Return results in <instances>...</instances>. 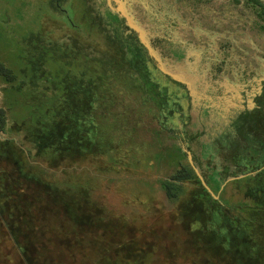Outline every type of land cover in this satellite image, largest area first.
<instances>
[{
  "label": "rangeland",
  "instance_id": "rangeland-1",
  "mask_svg": "<svg viewBox=\"0 0 264 264\" xmlns=\"http://www.w3.org/2000/svg\"><path fill=\"white\" fill-rule=\"evenodd\" d=\"M206 1L209 3L200 0H62L59 6L56 0H0V65L18 76L11 84L0 80V109L6 120L0 139L10 140L20 147L27 160L26 163L21 157L23 168L43 180L85 187L90 204L98 208L99 215L105 212L109 217L128 220L119 231L139 234V244L149 233L166 236L168 241L154 242L155 248L169 243L175 250L183 249L189 233L198 232L209 223H219L213 212L190 209L195 207V195L199 193L195 182L186 183L179 198L170 201L161 181L175 173L178 161L188 163L185 154H180L178 149L182 143L190 151L203 179L217 188L215 165L206 161L203 154L219 152L210 144L216 135V141L224 136L223 128L232 124L239 112L234 109H243V104L222 99L225 94L216 101L219 94L212 90V78L217 77V81L227 78L230 82L233 72H245L243 79L248 83L256 77L253 71L264 68V34L260 35L255 27V10L243 0L238 5L226 4L223 0ZM120 2L127 14L146 31L165 68L191 81L195 94L186 100L182 97L180 112L168 109V113L160 110L157 114L158 102L151 98L154 87L147 81L138 86L141 84L138 79L131 82L124 78L126 66L121 61V48L110 43L108 29L98 18V14L104 16L106 7L117 12ZM128 34V31L124 33ZM182 51H187L186 57ZM149 65L156 67L151 59ZM90 80L95 87L92 93L97 95V108L88 111L86 107L92 97ZM231 90L238 92V87L233 85ZM245 95L241 94L243 101L252 102L253 96ZM199 100H204L205 109ZM232 102L234 105H229ZM66 106H72V112H84L86 118L72 114L69 119L72 123L75 121L78 130L83 125L77 121L89 123V128L85 125L83 132L85 145L79 148L88 153L77 155L71 151L62 160H53L51 152L41 151L30 141L25 128L31 129L37 120L51 119L57 110ZM253 107L249 104L248 108ZM92 119L97 124L99 139L91 128ZM252 119L263 122L264 114L260 121L255 114ZM240 123L241 119L234 125L238 130ZM257 130L256 135L261 136L260 128ZM254 134L249 133L250 138H254ZM251 140L246 143L241 136H233L235 142L230 141L231 149L222 154L234 155L238 149L254 150L251 147H257L258 142ZM94 141L99 143L97 149L92 148ZM86 146L88 151L85 152ZM258 150L264 154V148ZM236 163L245 167L243 171L235 167L236 176L248 174L262 165L249 166L247 159ZM245 177L228 180L219 187L227 185L221 198L226 205L232 207L231 203H240L243 193L235 186L242 183L231 182ZM259 190L264 194V187ZM218 194L215 195L218 197ZM174 260L177 264L189 263L185 256ZM166 262L161 260V263Z\"/></svg>",
  "mask_w": 264,
  "mask_h": 264
},
{
  "label": "trees",
  "instance_id": "trees-1",
  "mask_svg": "<svg viewBox=\"0 0 264 264\" xmlns=\"http://www.w3.org/2000/svg\"><path fill=\"white\" fill-rule=\"evenodd\" d=\"M56 1L61 6L62 0ZM240 1L233 0L235 5ZM243 1L264 22V2ZM100 17L110 31V36L116 37L119 44L122 43L126 66L124 78L131 82L138 79L141 83L138 86L147 81L154 87L151 98L158 102L159 114L163 104L169 99L168 90L159 86L154 79V75H159V72L149 65L150 59L146 50L138 42L136 34L123 23V19H117L115 14H110L107 7L104 16ZM260 29L264 30V24ZM127 31L130 34L126 36L124 33ZM17 78L16 74L0 65L1 81L11 84ZM90 81L89 93L92 97L86 107L88 111L97 108V95L92 93L95 87L93 80ZM70 109L72 106L63 107L51 119L44 122L37 120L31 129L25 128L30 141L37 144L41 151L51 152L53 160H62L71 151L77 152V155L88 153L87 146L86 153L79 148L85 145L83 132L85 125L89 128V123L77 121L83 125L78 130L75 121L72 123L69 116H81L84 112L75 113ZM24 121H21L23 125L26 124ZM5 123L4 113L0 109V130L4 129ZM91 126L98 136L96 139H99L97 124L93 121ZM228 127L223 128L226 133L222 138L219 136L216 141V135L210 144L217 147L219 152L209 151V154H203L206 161L209 160L215 165L217 188L210 181L205 182L215 194L220 192L218 199L212 198L205 190L189 163L182 164L178 161L179 168L175 173L161 181L165 196L170 201L179 198L186 183L195 182L199 193L195 195V207L191 206L190 209L200 213L213 212L219 218V223H209L198 232L185 236L183 246L186 247L177 250L169 243L155 248L154 242L167 240V237L155 236L153 233L145 235L139 244V234L119 231L120 227L127 225L128 220L124 222V218L109 217L105 212L99 215L98 208L90 204L89 191L85 187H77L74 183L57 184L43 180L40 175L23 168L21 157L26 163L27 160L20 147L10 140L0 139V264H147L149 259V264H177L175 257L184 256L188 259V264H264V194L259 190L264 187V154L258 152V148H264V122H254L247 116L240 123L239 130ZM258 128L261 136L256 135L259 133ZM252 131L255 139L249 136ZM236 135L241 136L246 143L252 142L251 139L257 141V147L251 145L254 150L238 149L234 155L222 154L228 148L231 149L235 142L233 136ZM71 143L74 144L73 147ZM98 144L94 141L92 148L97 149ZM178 149L183 154L180 147ZM239 159H247L249 166L256 163L262 165L248 173L245 178L231 182L244 184H241L243 187L235 186L241 190L243 197L238 204L230 202L233 205L231 207L221 200L227 185L222 189L219 187L236 177L235 167L241 171L245 169L237 165ZM161 260L167 262L161 263Z\"/></svg>",
  "mask_w": 264,
  "mask_h": 264
},
{
  "label": "flooded vegetation",
  "instance_id": "flooded-vegetation-1",
  "mask_svg": "<svg viewBox=\"0 0 264 264\" xmlns=\"http://www.w3.org/2000/svg\"><path fill=\"white\" fill-rule=\"evenodd\" d=\"M200 1H204L205 3H209L206 0H200ZM204 2H203V4H204ZM222 2H224L226 4L228 2H232L234 4L233 0H231V1L230 0H223ZM108 10H109L110 14L111 13L115 14L117 19L122 18L123 19V23L126 25L124 17L120 16L117 12H113L110 8H108ZM62 11H65V9H62ZM254 16H255V22H256L255 27H257L259 29L260 32L259 31L258 32L260 33V35H262V34H264V30H261L260 27L264 24V22L262 20H260L259 18H257L256 14ZM98 18L100 19V21H102V19L100 17V14H98ZM111 18H112V16H111ZM102 26H105V24H103ZM252 27L255 29L254 26H252ZM105 28H107V27L105 26ZM131 31L134 32L133 30H131ZM109 36H110V31L107 30V37H108V40L110 41V43H112L117 48H123L122 47V43L119 44V41L117 40L116 37H115L116 38L115 39L114 37H112V36L109 37ZM136 38H137V35H136ZM120 50H121L120 51L121 52V61H123L122 59H123L124 54H123L122 49H120ZM154 50H155V48H154ZM182 54H183V57H186L187 51H182ZM256 71H258V72H256ZM256 71H253L254 74L256 75V77H252L251 79H249L250 81L248 83L244 82V79H243L245 77L244 76L245 72H242V73L233 72V74H234V75L232 74V78L233 79H231L230 82L227 80V78H223L222 81H217L216 80L217 77L216 78L215 77L212 78V81H213L212 82L213 84H211L212 85L211 86L212 90H213L214 93H216V94L218 93L219 94L217 96V98H215L216 101L220 100L219 98H222V96L225 94V96L222 99H227V100L230 99L232 101L239 102L240 105L243 104L242 105L243 109H240L241 107L240 108L236 107L234 109V110H239V112H238V114H236V117H235V119H234V121L232 123L233 125L230 124L228 128H230V126L231 127H235L234 125L237 122V120L241 119V123H242L243 120L245 118H247V116H249V118L252 119L253 114L259 116V121L263 118V114H264V68H258ZM158 72H159V75L161 77L158 74H156V76L154 75V79L157 81L159 86L164 87L166 90H168L167 92H168V96H169L168 97L169 99L163 104L161 110H165V112L167 111V113L170 110L179 111L180 110L179 107H181V104H180L179 101L182 99V97H185V100H186V97H191V94H190V91H189V88H191V86L189 87V86H187L184 83H181L179 81L173 80L170 77H168V76L164 75L163 73H161L159 70H158ZM235 74H237V75L235 76ZM163 76H165V78ZM253 78L254 79H258L260 81L258 83H256L253 80ZM242 82H244V84ZM252 83H255L256 86L253 87L251 85ZM233 85L238 87V90H237L238 92H236L234 90H231V87ZM247 87H248V89H247ZM256 87H259V88L256 89ZM242 90H244L245 92H243ZM239 93H241L242 95H245V94L246 95H251V97L253 96L252 97L253 98L252 102H250L249 99H247V100L244 99V101H243V99L241 98V94H239ZM192 94H195V91H193ZM195 96H193V97H195ZM226 96H228V97L232 96V99H231V97L228 98ZM201 100H199L201 102L200 105H201L202 109H205V107H207V106H205L204 100L203 101H201ZM175 102H176V105H173ZM231 104H232V106L234 105L233 102L230 103L229 105H231ZM249 104L251 106H254V107L252 109H249L248 108ZM168 109H169V111H168ZM208 109H209V107H208ZM184 110H185V106H184ZM169 130L170 129H168V133H169ZM165 131H167V130H165ZM244 175H246V174H244ZM236 177H238V176H236ZM233 178H235V177H233Z\"/></svg>",
  "mask_w": 264,
  "mask_h": 264
},
{
  "label": "water",
  "instance_id": "water-1",
  "mask_svg": "<svg viewBox=\"0 0 264 264\" xmlns=\"http://www.w3.org/2000/svg\"><path fill=\"white\" fill-rule=\"evenodd\" d=\"M117 13L124 17L125 19V23H126V26L133 30L136 35H137V38L140 42V44L145 48L149 58L155 62V66L156 68L161 72L163 73L164 75L170 77L171 79L173 80H176V81H179L181 83H184L186 84L187 86L190 87L191 85V81L188 79V78H180L177 74L175 73H172L171 71H168L165 66L163 65V63L161 62V60L159 59V57L157 56L154 48L151 46L150 42H149V39H148V36L146 34V31L139 25L137 24L136 21H134L132 19V17H130L126 10H125V7L123 5V3H119L118 4V8H117ZM190 81V82H189ZM189 91H190V94H192L193 90L191 88H189ZM182 152L185 154L186 156V159L189 163V165L191 166V168L193 169V171L195 172L196 176L198 177V179L200 180L201 182V185L205 188V190L212 196V198L214 199H218V197L212 192V190L207 186L206 182L204 181L202 175L200 174V172L198 171V169L194 166L193 164V161H192V156H191V153L190 151L184 146V144L180 143L179 144ZM247 175V174H246ZM246 175H240L238 177H235V178H231L229 180H233V179H236V178H239V177H244ZM228 181V180H227Z\"/></svg>",
  "mask_w": 264,
  "mask_h": 264
}]
</instances>
